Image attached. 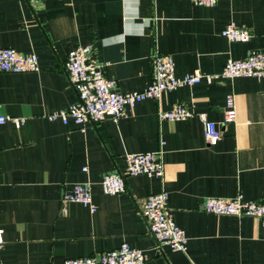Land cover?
<instances>
[{
  "label": "crops",
  "instance_id": "1",
  "mask_svg": "<svg viewBox=\"0 0 264 264\" xmlns=\"http://www.w3.org/2000/svg\"><path fill=\"white\" fill-rule=\"evenodd\" d=\"M229 24L249 28L251 39H227ZM0 45L36 54L41 67L0 72V114L25 118L0 125V264H64L123 242L144 250L147 264H264L259 218L204 208L208 196L264 199V77L185 85L127 106L119 122L106 116L83 127L47 117L78 98L65 70L70 51L91 45L123 93L151 84L156 52L172 55L178 76L219 73L229 58L264 49V0H0ZM230 95L232 130L223 122ZM179 103L196 115L160 119ZM202 113L223 130L216 144L206 141ZM159 150L162 177L128 176L125 192H104L103 176L124 170L128 154ZM77 182L90 183L95 211L63 201ZM162 190L188 236L186 251L158 248L141 213Z\"/></svg>",
  "mask_w": 264,
  "mask_h": 264
},
{
  "label": "built area",
  "instance_id": "2",
  "mask_svg": "<svg viewBox=\"0 0 264 264\" xmlns=\"http://www.w3.org/2000/svg\"><path fill=\"white\" fill-rule=\"evenodd\" d=\"M31 2L39 0H30ZM197 4L214 6L217 0H195ZM223 36L231 41L245 42L251 39L252 33L246 26L227 25L222 31ZM152 82L141 91L119 92L116 80L105 74V64L98 61L93 54L91 45L80 46L69 52L65 70L68 79L77 92V100L69 108L51 112L50 120L61 119L65 124L74 122L83 127L88 123L97 124L106 116H112L119 122L127 106H135L147 99L160 100L164 92L176 88L197 84L203 80L212 83L219 78H235L259 76L264 77V49L252 50L244 58H229L222 71L215 74L195 71L184 76L176 74L175 61L172 55L156 52L151 57ZM38 56L22 54L12 47L0 45V72L22 73L40 70ZM196 113L185 106L177 104L172 109L159 111L162 120H181L193 117ZM205 125V138L209 144H216L223 136V130L217 122L209 120L206 114H199ZM237 109L232 95L227 99L224 124L235 121ZM13 121L22 125L25 118L0 114V125ZM86 169V168H85ZM148 175L162 177L164 161L162 151L139 152L127 155L124 170L106 173L101 185L105 193L117 195L126 191L127 177ZM64 202H79L92 211L97 209L91 185L88 182H77L70 190L64 192ZM206 211L217 215H233L238 217H257L262 221L264 229V199H245L243 196L233 198L208 196L204 203ZM149 230L155 239L156 246H170L174 250L186 251L188 236L176 222L170 205L169 193L162 190L150 194L141 204ZM3 229H0V245L4 242ZM148 255L140 248L123 242L118 248L85 257L68 258L64 264H147Z\"/></svg>",
  "mask_w": 264,
  "mask_h": 264
},
{
  "label": "water",
  "instance_id": "3",
  "mask_svg": "<svg viewBox=\"0 0 264 264\" xmlns=\"http://www.w3.org/2000/svg\"><path fill=\"white\" fill-rule=\"evenodd\" d=\"M228 129H229V130L234 129V122H230V123L228 124Z\"/></svg>",
  "mask_w": 264,
  "mask_h": 264
}]
</instances>
